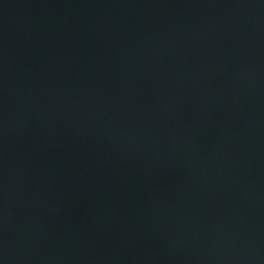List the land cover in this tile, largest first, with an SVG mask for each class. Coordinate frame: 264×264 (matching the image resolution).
<instances>
[{
  "label": "water",
  "instance_id": "1",
  "mask_svg": "<svg viewBox=\"0 0 264 264\" xmlns=\"http://www.w3.org/2000/svg\"><path fill=\"white\" fill-rule=\"evenodd\" d=\"M0 264H264V0H0Z\"/></svg>",
  "mask_w": 264,
  "mask_h": 264
}]
</instances>
